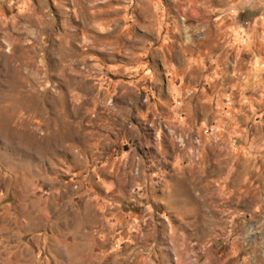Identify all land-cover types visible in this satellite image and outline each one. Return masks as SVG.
Segmentation results:
<instances>
[{
	"label": "rangeland",
	"instance_id": "rangeland-1",
	"mask_svg": "<svg viewBox=\"0 0 264 264\" xmlns=\"http://www.w3.org/2000/svg\"><path fill=\"white\" fill-rule=\"evenodd\" d=\"M0 264H264V0H0Z\"/></svg>",
	"mask_w": 264,
	"mask_h": 264
}]
</instances>
